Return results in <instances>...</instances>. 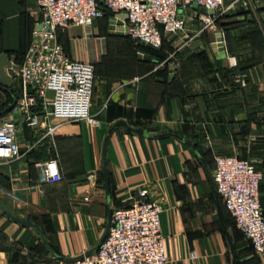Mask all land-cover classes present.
Here are the masks:
<instances>
[{"label":"crops","instance_id":"obj_1","mask_svg":"<svg viewBox=\"0 0 264 264\" xmlns=\"http://www.w3.org/2000/svg\"><path fill=\"white\" fill-rule=\"evenodd\" d=\"M234 2L215 23L205 8L183 10L187 27L165 34L159 63L112 33L109 15L91 31L61 32L74 60L95 65L94 122L46 119L40 111L42 123L32 127L0 89V123L18 124L22 151L0 162V205L41 228L24 227L0 208V264H76L96 254L112 210L131 205L143 189L163 207L169 264H233L224 225L239 264H264L212 182L219 156L248 160L264 176V0H226ZM39 20L37 0H0V54L13 65L23 63ZM220 34L225 41L214 46ZM121 121L149 136L115 127ZM51 126L57 131L46 137ZM53 158L65 180L43 184L36 164ZM261 202L264 210V178Z\"/></svg>","mask_w":264,"mask_h":264},{"label":"built area","instance_id":"obj_2","mask_svg":"<svg viewBox=\"0 0 264 264\" xmlns=\"http://www.w3.org/2000/svg\"><path fill=\"white\" fill-rule=\"evenodd\" d=\"M240 1L245 6L263 2ZM236 3L227 4L226 0H37L40 20L32 42L23 63L13 65L9 70L22 86L16 106L32 127L42 123L40 111L44 112L46 119L94 122L91 108L95 65L74 60L59 40L60 33L72 26L91 31L96 20L109 15L110 20H116L110 24L111 32L118 33L121 27L137 46L158 50L164 45L166 33L177 34L186 29L187 16L183 10L196 5L214 11L215 23L232 11ZM121 14L128 19H120ZM237 82L246 84L242 75L238 76ZM29 89L34 92L30 93ZM57 128L51 126L46 137L54 136ZM21 152L18 124L11 119L4 120L0 123V162L17 159ZM36 166L43 184L52 185L65 180L57 159L38 162ZM263 178V173L252 162L234 156H219L213 171L215 187L226 210L237 228L251 240L255 251L262 255ZM89 200L87 197L86 201ZM162 212V205L150 199L149 190H141L131 205L112 210L110 224L98 252L76 264H169ZM192 256L196 257V254Z\"/></svg>","mask_w":264,"mask_h":264},{"label":"water","instance_id":"obj_3","mask_svg":"<svg viewBox=\"0 0 264 264\" xmlns=\"http://www.w3.org/2000/svg\"><path fill=\"white\" fill-rule=\"evenodd\" d=\"M206 11V10H205ZM209 13L211 15H214L215 12L214 11H209ZM119 18L120 19H128L127 16H124V15H119ZM115 19L113 20H110V24H114L115 23ZM42 25H40V29H42ZM112 29H113V26H111ZM118 30L120 32L118 33H115L116 35L118 36H121V37H127L122 31H123V28L119 27ZM114 33V32H112ZM224 41V37L222 36V34H220L217 38V42H215L213 45L214 46H217L218 47V42L220 43H223ZM223 47V46H221ZM224 50V48H222ZM140 57L142 58L143 55L140 54ZM147 61H152L153 59L151 57H146L145 58ZM174 64H171V67L173 68ZM13 67V62L10 60V56L9 54L7 53H4V54H0V89L2 90H5V91H10L12 88H14L15 84H16V81L14 80L13 76L10 74L9 70ZM29 92L32 93L34 92V90L32 89H29ZM17 102V101H16ZM16 105V103H15ZM6 112H3L0 114V116L4 115ZM115 127H127L130 131L134 132V133H138L140 135H143V136H149V133L148 131L144 130V129H141V128H138V129H135V128H132L129 126V124L125 121H121V122H118ZM176 137H178L179 139L183 140V141H186L183 137L177 135V134H174ZM104 177H105V182H106V187H107V190H108V193L111 192V188H110V176H109V171H108V167L107 165L105 164L104 165ZM212 182H213V185L215 186V183H214V180L212 179ZM0 208H2L7 216L14 222L24 226V227H32V228H35L36 230L40 231L41 232V228L39 227V225L34 222L32 219H24L20 216H17L15 214H13L11 211L7 210L5 207L1 206L0 205ZM220 214L223 218V211H222V208L220 207ZM225 227V232H226V235L228 236V239L231 243V246H232V251H233V254H234V261H233V264H239L238 262V257H237V254H236V250H235V246H234V243L232 241V238L230 236V233L228 231V229L226 228V226L224 225Z\"/></svg>","mask_w":264,"mask_h":264},{"label":"trees","instance_id":"obj_4","mask_svg":"<svg viewBox=\"0 0 264 264\" xmlns=\"http://www.w3.org/2000/svg\"><path fill=\"white\" fill-rule=\"evenodd\" d=\"M135 46L137 48L138 47H140V48L142 47V49L145 50L152 58L156 59L157 63H159L162 60L161 58L159 59L158 54L162 50L163 47L161 49H158L157 50V49H153L151 47L137 46V45H135ZM21 90H22L21 84H19L18 82H16L14 88H12L10 91H6L9 94V100L7 102V106H10L11 104H15L16 103V101L18 100V98L20 96ZM0 109H1L0 112H2L3 111V108H0Z\"/></svg>","mask_w":264,"mask_h":264},{"label":"rangeland","instance_id":"obj_5","mask_svg":"<svg viewBox=\"0 0 264 264\" xmlns=\"http://www.w3.org/2000/svg\"><path fill=\"white\" fill-rule=\"evenodd\" d=\"M124 40H126L125 42H127L130 46H133L135 48L134 44L130 40L128 39H124Z\"/></svg>","mask_w":264,"mask_h":264}]
</instances>
